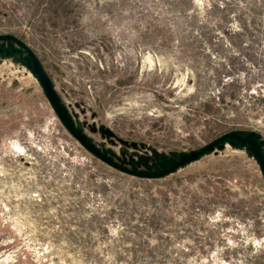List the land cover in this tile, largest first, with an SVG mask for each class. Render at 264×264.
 Returning a JSON list of instances; mask_svg holds the SVG:
<instances>
[{
	"label": "rangeland",
	"instance_id": "obj_1",
	"mask_svg": "<svg viewBox=\"0 0 264 264\" xmlns=\"http://www.w3.org/2000/svg\"><path fill=\"white\" fill-rule=\"evenodd\" d=\"M39 58L97 145L264 140V0H0V35ZM113 140V141H112ZM0 264H264V185L225 147L161 179L89 155L0 59Z\"/></svg>",
	"mask_w": 264,
	"mask_h": 264
},
{
	"label": "water",
	"instance_id": "obj_2",
	"mask_svg": "<svg viewBox=\"0 0 264 264\" xmlns=\"http://www.w3.org/2000/svg\"><path fill=\"white\" fill-rule=\"evenodd\" d=\"M0 59H13L24 67L35 79L41 91L65 131L93 158L106 166L126 175L146 180L161 179L171 175L181 168L194 163L201 158L221 152L225 147L234 150H244L248 157L257 163L264 185V140L252 131L233 130L220 135L211 142L188 152L158 153L155 149L147 147L146 150L153 157L139 156L137 160L130 158L128 161L120 159L110 148L97 145L93 138L86 134L81 123L69 112L63 99L56 91L55 86L36 54L17 37L5 34L0 35ZM100 134L108 139L115 138V134L109 129H99ZM119 143H123L118 139ZM133 148L138 145L131 143ZM143 149V145L139 144ZM132 155H135L132 154ZM142 167V169H139Z\"/></svg>",
	"mask_w": 264,
	"mask_h": 264
},
{
	"label": "flooded vegetation",
	"instance_id": "obj_3",
	"mask_svg": "<svg viewBox=\"0 0 264 264\" xmlns=\"http://www.w3.org/2000/svg\"><path fill=\"white\" fill-rule=\"evenodd\" d=\"M115 138L117 140L116 136H115ZM118 143H119V141H118ZM117 149H118L117 151H113V152H115L116 155L120 159H125L126 161H128L130 158H132L134 160H137V158L139 156L143 155L145 157H147V156L150 157V160L148 162L149 164H151L153 162V157H152V155L149 154V152L143 153V151H139V149L142 150V148H140L139 146L137 148H133L131 146V142L123 141V143H119L118 144V148ZM134 153H135V155H132ZM139 169H142V167H140Z\"/></svg>",
	"mask_w": 264,
	"mask_h": 264
}]
</instances>
